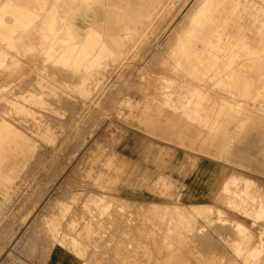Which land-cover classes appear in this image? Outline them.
Instances as JSON below:
<instances>
[{"label": "rangeland", "instance_id": "374dc122", "mask_svg": "<svg viewBox=\"0 0 264 264\" xmlns=\"http://www.w3.org/2000/svg\"><path fill=\"white\" fill-rule=\"evenodd\" d=\"M57 1L66 0H0V7L11 4L3 20L14 26L11 43L0 37V122L23 135L28 148L27 156L13 161L11 177H0V264H51L54 227L65 235L67 260L74 264H241L231 244L243 246L246 234L235 229L230 213L245 208L248 215L240 217L247 220L261 207L263 220L247 222L255 236L264 223V127L237 131L254 103H264V63L248 64L257 51L264 53V32L254 25L248 37L243 28L227 53L238 62L232 69H174L161 63L174 24L164 27L182 0H173L143 31L131 23L119 33L115 25L130 21L146 0H86L87 19L110 52L82 79V68L45 57L67 27L57 9L54 26L60 30L56 36L48 31ZM24 11L35 14L25 28L16 25L27 21L19 16ZM197 90L200 102L191 95ZM215 122L216 142L201 143ZM15 137L9 144L19 147L22 139ZM222 176L229 191L210 200L211 191H221L214 183ZM102 193L129 202L103 209L91 201ZM204 199L220 204L221 214H210L211 221L144 212L152 202L188 208ZM72 219L82 229L70 231ZM88 219L95 223L86 230Z\"/></svg>", "mask_w": 264, "mask_h": 264}, {"label": "bare ground", "instance_id": "6f19581e", "mask_svg": "<svg viewBox=\"0 0 264 264\" xmlns=\"http://www.w3.org/2000/svg\"><path fill=\"white\" fill-rule=\"evenodd\" d=\"M172 2L173 0H146V2H142L137 6L140 7L139 9L131 11L133 18L130 21L124 23L123 25L121 23H117V25H115V32H122L126 28V25L131 23L134 24V29L136 31H143V28L149 26L154 19L160 17V15L168 9L170 3ZM87 4L86 0H66L62 4L57 1V3L50 10L48 31H52L53 36L58 34L60 29L54 26V22L56 10L60 9L63 15L59 18L64 19L67 23L65 36L60 41H54L53 45L44 50L46 58H51L55 62L69 65L75 70H80L82 68L85 71V73H81L82 79L86 78L87 71L92 70L95 65L98 66V64L101 63L100 58L106 51L110 52L106 39L103 37L101 39L99 37L100 32L95 30L91 21L87 19V16L90 15L87 10ZM10 5L11 4L5 3L0 7V37L11 43L13 40L14 26L12 29L10 25H7L3 20L4 13L10 11ZM116 13L119 14L121 11L117 10ZM22 15L27 18V21L16 22V25L18 24L24 28L31 25L35 19V14L31 11H24L19 16ZM179 15L181 17L175 23V20ZM99 20L100 19H98V21ZM173 24L174 26L169 33V37L165 41V44H168L166 54L163 56L161 61L165 67L169 66L175 69V67L178 66L193 68L198 66H211L214 68L216 67L215 70L217 71H223L220 66H226L229 67V69H232V66L238 62L234 59L228 58V51L231 52L234 46L237 45L236 41L245 32H243V28H247L246 32L248 35L251 31L252 33L256 32V29L253 27L254 25L258 27L257 33L264 32V0H182L171 14V17L167 20L164 29L172 26ZM105 33L113 38V35L108 32ZM241 41L242 42H239L241 46L246 43L243 40ZM150 46L151 45H149V47ZM146 50L148 51V49ZM4 60L5 54L0 52V65L4 63ZM252 63H264V53L257 51L254 58L248 60V64ZM226 76H231V73ZM200 94L201 92L199 90L191 92V95L197 96L196 100L198 102H200V99H198V97L201 96ZM254 104L257 105L256 110L252 111L251 117L242 121V123L237 126V131H243L242 133L247 134L252 129H256L257 126L264 127V121L260 117L264 115V103L255 102ZM210 126L213 127L214 131L212 130L207 133L203 137L201 143L214 144L216 142L217 123L215 122ZM181 127H186V125L182 124ZM15 136L22 139L23 143L19 145V147H17L16 144L15 146L9 144L10 142L15 143ZM181 138L182 136H180V139ZM25 140L27 139L23 135L19 134L17 130L13 129L9 123L5 121L0 122V162L5 161L9 165V167L5 170H3L0 166V177L3 176L6 179H9L12 175V169L9 168L12 167L13 161L18 157L27 156L28 148H26ZM222 144H224V142L220 144L218 153L223 150ZM247 147L248 145H245L242 149L246 153ZM224 177L222 176L221 178H218V180L214 183L215 187H220L221 191L219 193L218 191L216 193L211 191L212 194L209 197L210 200H215V198L220 199L222 197L220 196V193L229 191L228 179ZM220 179H222V181ZM105 194L106 193H102L98 196L94 195L91 198V201L93 204L100 203L103 209H111L114 205L122 208L127 204V202H129L126 198H122L120 196L118 197L117 195L113 196ZM179 195L181 196L182 193ZM231 196L232 195L226 197V203L230 202L229 199ZM185 205L186 204L182 203L180 205L173 204V206H161L158 203L152 202L151 204L146 205V207H144L145 210L144 208L143 210L144 212L147 209L150 210V212L147 211L148 214L151 212H157L160 214L169 213L176 220L178 219V216L188 218L189 220V218L197 214L207 218L209 221L212 220V216H209L210 214L220 215L222 212L220 204L207 202L205 199L188 203V208ZM240 212L241 213L230 214L232 216L231 218L234 222L235 229L245 232L246 234L243 239L244 244L241 247L238 243L231 244V246L233 247L235 253L242 257L241 264H264V223L263 227L259 229L258 236H255L252 227L247 223L253 221V223L256 222L258 224L259 221L263 220V210L259 207L256 216L254 217L257 219L251 218L247 220L240 217L242 213L243 215H248L245 208ZM94 223V219H88L82 227L88 230ZM52 224L54 227L60 223L59 221H52ZM77 225V221L74 219L67 222V226L70 231L82 229L79 225ZM57 229L58 228L55 227L51 228V230H53L51 233L53 244L48 254L52 259L56 258L65 261L69 257V251L64 247L65 235L58 236L56 232ZM74 241L76 240L72 238L71 245L73 246L75 252H78L80 249L76 247L77 243ZM12 262L13 261H10V263ZM149 262L150 264L161 263L157 260ZM166 264H170V261H166Z\"/></svg>", "mask_w": 264, "mask_h": 264}, {"label": "crops", "instance_id": "0c3cea01", "mask_svg": "<svg viewBox=\"0 0 264 264\" xmlns=\"http://www.w3.org/2000/svg\"><path fill=\"white\" fill-rule=\"evenodd\" d=\"M51 264H74V263L70 260L64 261V260L53 258V259H51Z\"/></svg>", "mask_w": 264, "mask_h": 264}]
</instances>
